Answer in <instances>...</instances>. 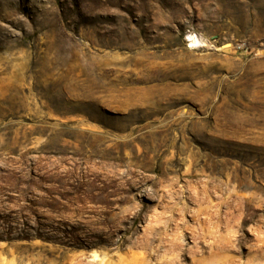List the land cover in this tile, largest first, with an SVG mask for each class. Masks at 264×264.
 Returning <instances> with one entry per match:
<instances>
[{"label":"rangeland","instance_id":"1","mask_svg":"<svg viewBox=\"0 0 264 264\" xmlns=\"http://www.w3.org/2000/svg\"><path fill=\"white\" fill-rule=\"evenodd\" d=\"M12 1L0 264H264V0Z\"/></svg>","mask_w":264,"mask_h":264},{"label":"bare ground","instance_id":"2","mask_svg":"<svg viewBox=\"0 0 264 264\" xmlns=\"http://www.w3.org/2000/svg\"><path fill=\"white\" fill-rule=\"evenodd\" d=\"M19 11L29 12V10L27 8H25L24 6L16 5L12 0H0V22L9 23V24H12V26H18V25L22 24L24 22V20H22L21 18H18L16 16L17 12H19ZM37 23L39 25V27H38L39 30L52 29L51 25H48V22L45 18L38 20ZM58 33L59 32H57V34ZM13 34H14V32L12 30H10L8 27H6V25H3L2 23H0V50L5 49V52L9 55V58L7 56V61L0 63V73H2L4 70L10 69L14 66L11 63V61L13 59L12 58V55H13L12 53H13V48H14L13 45L17 41V39H13ZM190 42H191L190 46H194L196 39H191ZM59 45H58V47H55V48H57V50H59V48H60ZM32 46L33 45L29 46V48H31ZM2 64H3V66H2ZM29 65H31V62H28V61L27 62L24 61L22 64H20V69H21L20 74L22 75L21 77L24 78L25 76H27V75H25V72L28 71Z\"/></svg>","mask_w":264,"mask_h":264}]
</instances>
